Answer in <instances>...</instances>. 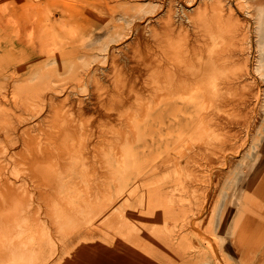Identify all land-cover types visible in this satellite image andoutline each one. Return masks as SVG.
<instances>
[{
    "label": "bare ground",
    "instance_id": "1",
    "mask_svg": "<svg viewBox=\"0 0 264 264\" xmlns=\"http://www.w3.org/2000/svg\"><path fill=\"white\" fill-rule=\"evenodd\" d=\"M177 5V8H174L168 4L164 16L158 20V27L155 24L151 27L148 45L140 41L132 52L123 50L124 56L121 58L125 64L120 63L114 55L109 57L108 66L104 65L103 70V87H107L102 91H89L91 94L88 96L78 98L77 107L73 111L75 115L84 114L89 107H93L97 110L95 112L103 117V125L111 120L119 121L123 125L122 128L118 124L122 131H106L103 128V136L106 141L109 140L104 144L107 206L102 213L90 220L82 219L77 225L81 229H88L90 233L98 229L103 231V264H227L222 252L224 244H220L217 235L228 232L229 208L227 205L221 208L215 202L216 194L223 189L226 179L217 176L216 178V172L213 174V171L227 167L232 154L249 145V133L246 132L248 136L243 137V143L239 142L237 145L235 137L238 133L232 130L237 124L243 127L249 122L254 115L253 109L255 110L244 97L256 82L249 81L248 68L245 69L244 65L237 66L239 62L245 64L249 59L251 49L248 50L250 42L247 41L253 19L244 12L241 0H177ZM252 5L255 7V14L252 15L255 16V43L257 51L261 52L264 46V0H251ZM149 7L145 13L152 14L159 9L156 5ZM229 26L239 27L242 38L228 37L225 29ZM119 37V33H114L104 43V48ZM83 56L88 54L83 53ZM86 64L88 62L78 63L70 68H78L75 72L79 76L91 75V69ZM3 69L4 65L0 63V71ZM27 70L28 64L18 66L14 72L25 73ZM101 86L100 82L95 81L96 89ZM54 90L55 88H52L49 92ZM239 94H243V97H239ZM148 98L155 102L153 107L150 105V110L147 108ZM46 102L47 106H50L48 112L46 113L45 104L37 115V122L42 126L45 120L49 119L55 100L47 97ZM96 104L98 106L95 107ZM129 106L140 108L139 118L119 120L122 117L117 118L118 109ZM62 120L64 122L61 133L64 134L65 142L70 145L71 135L76 133L78 126L74 115L64 116ZM213 128L221 130L223 135L218 139L217 149L208 148L211 134L214 133ZM46 134L48 135V131ZM88 146V140L81 142L80 147L86 149L76 164L82 167L91 163L92 152ZM46 148L47 146L42 149L44 154ZM70 148L73 146L70 145ZM145 152L149 155L164 153L157 160L153 157L151 160H145L146 163L144 160L139 162V157L145 155ZM128 153L134 156L135 163L131 162L132 166L129 163L131 158H127ZM39 158L43 162L46 157L39 155L31 161L22 159L21 162H28L40 168L42 166L39 164L35 165ZM64 160L70 161V156ZM241 163H244L247 169L242 174L246 178L244 185L247 192L245 193V188L241 186L240 178L235 176L233 179H238L236 205L240 211L233 218L232 224V234H238V238L235 237V246L238 248L243 244L239 241L242 233L251 229L264 233V219H259L264 213V208H250L247 204L250 195H258L264 201V144L256 155L245 153ZM18 166L22 174L38 171H30L22 163ZM202 167L209 171L206 182H203L202 176L198 177L197 173L192 174L195 169ZM161 174L166 176L160 177L161 183L153 187V182L148 180ZM213 177L216 181L218 179L215 186ZM32 178L29 177L30 180ZM27 179L22 178V181ZM73 180L76 179H53V189L59 198L65 199L75 194L73 192L76 186ZM145 182H149L147 186L143 185ZM213 193L214 200L211 202ZM8 195V203L18 197L12 191ZM186 199L187 202H184ZM10 205L12 204L7 205V211L4 212L2 220L0 219V229H10L17 239H23L24 235L34 230L42 234L43 226L37 217L30 223L21 225L25 221L22 214L36 210L39 212V209H12ZM83 206L84 203L81 204L82 208ZM220 210L222 211L219 212ZM154 229L158 230V235L148 244L146 238ZM178 230L180 231L177 232ZM41 236L38 246L44 249L47 238ZM91 239L92 236L81 240L88 244ZM74 250L77 251V248ZM242 251L240 248L241 256L247 254ZM91 260L94 263L92 258L82 259L81 255H74L65 264L90 263Z\"/></svg>",
    "mask_w": 264,
    "mask_h": 264
},
{
    "label": "rangeland",
    "instance_id": "2",
    "mask_svg": "<svg viewBox=\"0 0 264 264\" xmlns=\"http://www.w3.org/2000/svg\"><path fill=\"white\" fill-rule=\"evenodd\" d=\"M241 1L244 4V12L251 20L253 19L250 37L248 41L246 40L251 44L248 47L251 53L245 64L241 61L237 66L244 65L245 69L248 68L249 81L256 82L251 90H247L248 93L244 97L251 103V107H255V110L253 109L254 115L249 122L243 127L237 124L234 127L235 130H232L241 136L240 140L238 136L235 137L237 145L242 144L245 139L243 137L248 136L246 132L249 133V145L241 147L238 152L232 154L227 167L213 171V174L216 172L215 177L226 179L223 189L216 194L215 202L221 208L226 205L229 208L227 211L228 232H221L222 234L217 236L220 244H224L225 252H222L227 264H264V233L252 229L249 230L250 232L242 233L239 241L243 244L239 248L235 246V237L238 238V234L236 236L232 234L233 218L240 211L236 205L238 179L236 181L233 179L235 176L240 178L241 186L245 188L244 179L246 178L242 174L247 169L244 163H241V158L245 153L256 155L264 144V46L261 52L257 51L253 22L255 16H252L255 14V7L251 6V0ZM168 4L174 8L178 6L177 0H0V63L4 65V69L0 71V219L2 220L4 212L7 211V205L12 204L10 205L12 209L23 210L25 207L39 209V212L36 210L26 215L19 214L25 220L21 225L30 223L37 217L43 226L42 234L34 230L24 235L23 239L15 238V233H12L10 229H0V264H65L74 255H81L82 259L92 258L94 261V263L91 260L90 263L83 264H103V257H101L105 251L103 231L98 229L90 233L88 229H81L77 225L82 219L90 220L102 213L107 206L108 187L104 184L106 179L104 144L109 140L106 141V137L103 136V128L106 131L112 129L122 131L123 125L115 121L117 127L112 120L103 125V117L98 115L93 107H89L84 114L75 115L73 111L77 107L78 98L88 96L91 94L89 91H102L107 87L106 85L103 87L105 84L103 70L104 65L108 66L111 55L125 64L121 58L124 56L123 50L132 52L131 50L136 48V44L140 41L148 45L151 27H154V24L158 27V20L164 16ZM150 5L151 7L156 5L159 9L152 14L145 13ZM228 28V30L225 29L228 37L242 38L239 27L229 26ZM114 33L120 34L119 39L110 42L104 48V43ZM138 39L140 40L137 41ZM83 53L88 56H83ZM87 62L91 75L79 76L75 72L78 68H70L71 65ZM26 64H28V70L25 73L14 72L18 66L22 67ZM95 81L102 84L99 89H96ZM52 88L55 90L49 92ZM31 90L33 92H30ZM238 96L242 98L243 94ZM47 97L54 98L55 104L49 121L45 120L42 126L37 122L39 120L37 115L41 113L43 105L47 106ZM147 100V108L150 110V105L153 107L155 102L151 101V98ZM28 101L30 103H27ZM129 107L118 109L117 118L122 117L119 120L130 117L139 118L140 108ZM48 108L50 106H47L46 113ZM69 115H74L76 126H78L76 133L71 135L70 145L73 148L65 142L64 134L61 133L64 122L62 118ZM214 128L209 141L212 147L208 145L209 149H217L218 139L223 136L221 130ZM86 140L89 141L88 149L92 152L91 163L86 162L87 166L82 167L76 162L80 161L79 156L86 149L80 147L81 142ZM214 140H217L216 143ZM46 146V154H44L42 149ZM163 153L149 155L145 152L138 161L144 160L146 163L153 157L157 160ZM39 155L46 157L43 162L40 158L37 163L34 162L36 166L38 164L42 166L40 168L28 162H21L22 159L31 161ZM68 156L70 161H65L64 159ZM127 158H131L129 163L132 166L131 162L135 163L134 156L128 153ZM20 163L26 165L30 171L34 169L38 171L22 174L18 166ZM195 170L192 174L195 172L198 177L202 176L203 182L208 181L209 171L206 170V174L205 167L199 168L202 175L199 170ZM166 174L148 181L153 182V187L158 186ZM30 176L33 177L32 180L29 179ZM59 177L76 179L73 180L76 186L73 196L62 199L54 192V181ZM215 177H213L214 186L218 183ZM22 178L28 179L22 181ZM149 182L143 185L147 186ZM11 191L18 197L12 203H8L10 196L8 194ZM250 196L247 203L250 208L258 207L262 210L264 201L258 195ZM213 197L214 193L211 196V202L214 200ZM184 202H187V199ZM82 203H84L83 208ZM263 214L260 215L261 218L257 217L264 219ZM157 232L158 230L154 229L152 234L148 233L146 238L148 244L154 241L155 236L158 235ZM41 235L45 236L44 239L47 238L44 249L38 246ZM90 236L92 239L88 244L81 240ZM76 248L77 251L74 250ZM240 248L247 254L241 256ZM73 251L75 253H72ZM241 258L244 260L242 261Z\"/></svg>",
    "mask_w": 264,
    "mask_h": 264
}]
</instances>
